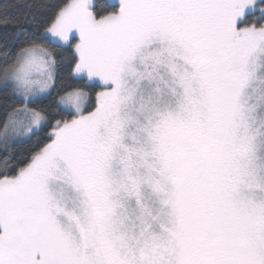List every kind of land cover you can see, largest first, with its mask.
I'll list each match as a JSON object with an SVG mask.
<instances>
[{"label": "snow or ice", "instance_id": "6c2138e0", "mask_svg": "<svg viewBox=\"0 0 264 264\" xmlns=\"http://www.w3.org/2000/svg\"><path fill=\"white\" fill-rule=\"evenodd\" d=\"M0 30V264H264V0H7Z\"/></svg>", "mask_w": 264, "mask_h": 264}, {"label": "trees", "instance_id": "16d2710c", "mask_svg": "<svg viewBox=\"0 0 264 264\" xmlns=\"http://www.w3.org/2000/svg\"><path fill=\"white\" fill-rule=\"evenodd\" d=\"M6 2H7V0H0V4L6 3ZM98 2L99 3H103L104 0H98ZM9 14L10 15H14L15 13L14 12H10ZM0 40H2V30H0ZM69 83H71V82H69Z\"/></svg>", "mask_w": 264, "mask_h": 264}]
</instances>
